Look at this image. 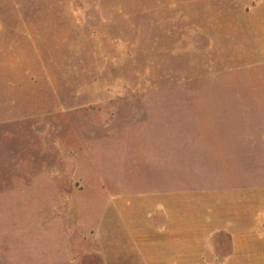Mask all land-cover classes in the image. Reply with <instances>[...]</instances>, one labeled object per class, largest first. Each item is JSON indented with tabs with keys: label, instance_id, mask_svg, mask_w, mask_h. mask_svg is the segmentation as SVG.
<instances>
[{
	"label": "rangeland",
	"instance_id": "rangeland-1",
	"mask_svg": "<svg viewBox=\"0 0 264 264\" xmlns=\"http://www.w3.org/2000/svg\"><path fill=\"white\" fill-rule=\"evenodd\" d=\"M173 159L264 205V0H0V264H132Z\"/></svg>",
	"mask_w": 264,
	"mask_h": 264
},
{
	"label": "crops",
	"instance_id": "crops-1",
	"mask_svg": "<svg viewBox=\"0 0 264 264\" xmlns=\"http://www.w3.org/2000/svg\"><path fill=\"white\" fill-rule=\"evenodd\" d=\"M156 131L157 138L153 139L149 130L142 129V142L156 141L159 149L164 138L159 137L163 135L159 129ZM211 134L200 143L205 150L235 149L223 130L213 129ZM173 135L177 137L172 144L182 145V151H190L198 144L194 129L177 130ZM133 163L144 168L156 166L148 158ZM169 163L167 166V161L158 162V167H162L157 173H171V186L142 194L141 208L131 204L132 209L139 208L146 215L142 227L133 228L141 231V240L135 239L131 246L137 256L132 264H264V205L260 193L220 186L181 189L175 167L191 166L194 162L173 159Z\"/></svg>",
	"mask_w": 264,
	"mask_h": 264
}]
</instances>
